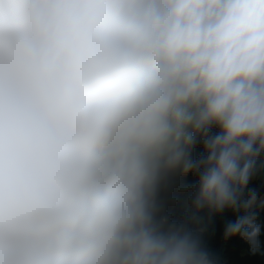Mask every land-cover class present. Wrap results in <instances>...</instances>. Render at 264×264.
I'll return each mask as SVG.
<instances>
[{"label": "clouds", "instance_id": "clouds-1", "mask_svg": "<svg viewBox=\"0 0 264 264\" xmlns=\"http://www.w3.org/2000/svg\"><path fill=\"white\" fill-rule=\"evenodd\" d=\"M254 179L264 0H0V264H214L228 211L255 254Z\"/></svg>", "mask_w": 264, "mask_h": 264}, {"label": "trees", "instance_id": "trees-1", "mask_svg": "<svg viewBox=\"0 0 264 264\" xmlns=\"http://www.w3.org/2000/svg\"><path fill=\"white\" fill-rule=\"evenodd\" d=\"M216 131L213 129V133ZM201 155H203V146L197 144L193 151V159H198ZM197 181L198 177L193 174L184 178L172 179V187L166 200V214L170 221L180 224L186 220L185 204L194 195ZM261 183V181L254 179L250 187L264 195V187H261ZM258 213L257 223L261 226L260 249L255 254L251 252L250 246L238 236L224 239L226 226L236 219L234 213L228 211L212 219L206 231L201 233V240L214 264H264V209H258ZM202 226L195 225V227Z\"/></svg>", "mask_w": 264, "mask_h": 264}]
</instances>
